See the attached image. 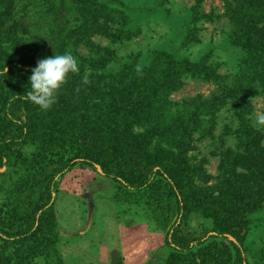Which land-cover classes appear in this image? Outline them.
I'll return each instance as SVG.
<instances>
[{
    "label": "trees",
    "instance_id": "16d2710c",
    "mask_svg": "<svg viewBox=\"0 0 264 264\" xmlns=\"http://www.w3.org/2000/svg\"><path fill=\"white\" fill-rule=\"evenodd\" d=\"M16 1L0 0V73L4 67L8 69L7 74L0 75V169L8 168L3 176L5 182L13 172L10 166L16 174L9 186L0 185L9 193L0 205V264H37L34 259L38 256H46L48 264H63L56 247L54 193L59 181L75 165L109 178L118 199L145 203L155 197L151 215L161 227L167 225L165 242L170 249L165 264H252L246 256L245 235L251 215L264 203V134L253 129L247 113L251 110L249 98L257 93L264 95V0H223L236 22L232 38L245 54L233 61L234 73L219 74L217 63L218 68H208L207 54L191 61L178 56L183 46L199 42L197 22L214 19L203 11L198 0L188 16L178 15L183 36L178 46L159 52L161 71L151 64L138 74L132 61L119 70L108 67L111 75L107 76L105 89L103 85L93 86L89 79L87 87L95 91L94 96L101 95L98 96L104 103L107 97L120 101L116 113L123 123L110 122L104 117L110 115L106 109L97 113L100 105L89 104L82 83L87 58L80 56L77 49L88 45L92 34L103 35L113 43L131 39L140 33L141 22L157 14H153L155 8L131 6L130 0H18V8ZM29 5L39 7L41 16H37L36 28L47 26L45 33L20 26L16 8L21 10L20 17H27ZM132 10V17L141 12L144 21L122 22ZM72 13H76L74 25L70 21ZM94 48L97 54L90 72L97 76V68H105L113 50L100 45ZM69 51L77 58L80 70L69 74L52 107L43 110L24 99L37 61ZM185 78L220 82V94L206 99H168L167 95L179 90ZM229 97L240 100L234 108L240 122L235 133L242 151L235 154L233 162L225 158V168L221 169L227 178L211 187L207 198L188 200L190 190L199 189L205 194L193 178L198 173L207 178L200 164L197 170L183 158L194 121L202 118L197 108H203L213 118L214 107ZM163 99L174 108L166 125L171 136L165 142L177 148V153L165 151L159 144L150 148L147 136L131 128L146 126L143 120L166 115ZM159 133L165 134L163 130ZM236 165L243 169L236 170ZM181 173L182 180L178 176ZM159 204L163 207H157ZM163 209L166 213L161 217ZM191 213L212 217L214 225L203 231H183V217ZM223 240H227V246L217 247L223 245ZM212 247L217 251L213 252ZM259 260L263 262L264 255Z\"/></svg>",
    "mask_w": 264,
    "mask_h": 264
},
{
    "label": "rangeland",
    "instance_id": "374dc122",
    "mask_svg": "<svg viewBox=\"0 0 264 264\" xmlns=\"http://www.w3.org/2000/svg\"><path fill=\"white\" fill-rule=\"evenodd\" d=\"M131 1H133L131 6H142L144 10L155 8L156 12L153 14L157 13L151 19L149 17L150 20L148 19L147 22H141L144 21L141 12L132 17L133 10L130 11L129 16L125 15L123 19L119 18L122 19V22L140 21L141 29L138 35H134L128 40L121 38V41L113 43L103 35L92 34L89 36L88 45H79L77 49L80 56L87 58L84 74H88L89 79L92 78L93 86L98 85L100 87L103 85L105 89V86H108L107 76L111 75L108 67L119 70L122 65H127L132 61H135V69L138 64L142 68L156 64V69L161 71L163 69L159 62L161 60L157 59L161 57H159V52L175 48L181 42L183 36L184 30L179 27L178 15L188 16L192 6L196 5L198 0ZM16 2L17 7L20 8L21 2L18 0ZM201 6L203 11L206 14H211L214 19L197 22L198 31L196 33L199 42L183 46L184 48L181 49L178 56L191 61L202 58L207 54L208 68H218L219 66L215 65L217 63L220 65L216 69L219 74L234 73L233 61L238 57L242 58L245 54L241 47H237L232 38V32L236 29V22L232 20L233 15L226 11L223 0H201ZM18 8H16V17L20 26H30L33 30L37 29L36 32H46L47 26L36 28V25H39L37 24V16H41L38 11L39 7L29 5L27 17H20L22 13L21 10L17 11ZM75 15L76 13H72L70 16L73 25L76 23V20L73 19ZM168 15L170 18H168ZM111 27L116 28L114 24ZM90 41L93 43L92 45ZM96 45L106 46L113 50V53L109 55L110 60L105 68H97V76H93L90 70L93 64L95 65V54L97 53L94 47ZM134 56L139 57L140 60L137 61ZM105 73L107 75H104ZM87 85L84 84L83 86V94L90 105H93V102L100 105L96 108L98 109L97 113L106 109L110 115H105V118L110 122H122V119H117L118 113H116L121 107L120 101L107 97V102L104 103L99 97L101 95L94 96L95 91L90 90ZM220 90V82L185 78L181 88L167 96L172 101H180L186 97H203L206 99L219 95ZM104 91H102L103 94ZM239 101V99L229 97L225 103H219L214 107L215 114L213 118H210L209 113L199 107L200 103L198 102L199 108L197 109L201 112L202 118L199 117L197 121H194V126H191L190 140L183 158L188 164L196 168L200 164L205 169L207 178L200 177L199 173L193 178V183L196 186H201L200 188L204 189L205 194L202 195L199 189L190 190L186 194L188 200H194L195 197L199 199L207 198V192L210 191V188L217 186L221 178H227V176H223L224 172L222 170L225 168V158L233 162L235 154L242 151L235 133V129L240 125V122L235 117L238 110L236 111L234 106ZM161 102L163 110L167 111L166 115H160L157 119L154 118L151 121L149 119L143 120L146 126L135 125L131 128L134 132L143 133L144 136H147L146 142H150V148L153 149L154 144H159L164 147L165 151L171 149V152L177 153V148L169 147L165 142V139L171 136L166 125L169 124L171 119L169 112L170 110L173 111L174 108L168 105L167 100L163 99ZM248 107L251 108L250 112L247 113L248 121L254 130L258 129L264 134V126L257 127L254 119H250V117H254L257 111L264 110L263 93H257L255 96L250 97ZM154 126H159L161 130H151V127ZM162 130L165 134L159 133ZM239 137L241 140L242 136ZM262 143L264 144V139ZM25 153L27 156L30 155V151ZM230 158L232 159L230 160ZM7 169V166L0 169V185H2V188L9 186V182H12L16 177L15 168L10 166L9 170L13 172L9 174L8 181L5 182L3 176L6 174ZM235 169L242 170L243 168L241 165H236ZM178 176L182 180L184 175L181 173ZM114 187L115 184L109 178L98 174L89 167H81L80 165L73 166L59 181L54 193L53 211L58 233L56 247L63 264H160L158 263L159 260L161 264H165L170 249L165 242L167 225L161 227L154 216L151 215L154 209L152 205L155 204V197H151L149 202L145 203L144 201L128 203L116 196L114 197ZM1 189L0 205L7 199L6 197L9 194L6 191L8 189ZM130 198L135 199L134 197ZM157 207L162 208L163 205L159 204ZM165 211L164 209L161 210L162 214L159 215L164 216ZM251 216V222L245 235L246 256L252 264H264V261L259 260L260 256L264 255V203L259 211ZM182 222L184 223V227L182 226L183 231L186 230L185 228L203 231L214 225L212 217L197 213L188 214L187 217L184 216ZM223 241L225 243L222 242L223 245L217 244V247L227 246V240ZM212 249L214 248L212 247ZM216 251L217 248L213 250V252ZM46 260V256H38L34 259L37 264H48L49 261L45 262Z\"/></svg>",
    "mask_w": 264,
    "mask_h": 264
},
{
    "label": "clouds",
    "instance_id": "9594fccd",
    "mask_svg": "<svg viewBox=\"0 0 264 264\" xmlns=\"http://www.w3.org/2000/svg\"><path fill=\"white\" fill-rule=\"evenodd\" d=\"M79 70L78 60L70 51L39 59L29 76L30 90L23 95V98L43 110H48L56 102V94L62 85L67 83L69 74L78 73ZM136 71L142 74V66L138 64ZM7 73L8 69L4 67L0 75ZM82 83H90L88 74L84 75ZM76 91L79 92V88ZM250 119H254L257 127L264 126V110L257 111Z\"/></svg>",
    "mask_w": 264,
    "mask_h": 264
}]
</instances>
